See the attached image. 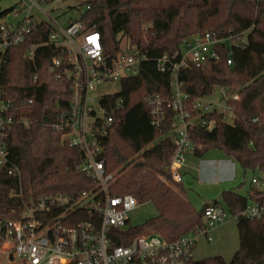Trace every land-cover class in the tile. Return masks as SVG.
<instances>
[{
    "label": "trees",
    "instance_id": "trees-1",
    "mask_svg": "<svg viewBox=\"0 0 264 264\" xmlns=\"http://www.w3.org/2000/svg\"><path fill=\"white\" fill-rule=\"evenodd\" d=\"M177 1L180 3L157 7L146 6L147 0H86L75 7V19L100 32L105 53H119L126 39L148 56L137 77L122 80L121 91L101 102L114 118L102 140L106 172L115 177L111 195H133L139 205L152 203L158 211L141 226L126 227L125 239L118 245H128L144 234L176 241L202 227L204 211L210 206L197 211L169 180L168 168L175 154L174 114L169 113L165 127L157 130L146 104L152 95L170 96L171 76L158 72L156 62L164 55L182 52L186 40L210 33L225 41L218 46V62L190 66L179 73L182 91L190 97L189 106L198 98L211 97L215 89L238 96L227 102L232 124L225 121L224 114L213 113L205 116L215 121L213 131L202 126L190 129L197 147L195 157L203 159L208 152L220 150L244 174L264 173V0ZM15 9L0 13V19ZM36 29L28 43L10 49L0 78L14 110L32 123L29 129L15 124L8 139L10 159L21 172V182L0 171V218L4 219L19 218L11 211L33 197L98 189L95 181L78 171L82 152L62 145L60 134L46 126L68 108L70 81L56 80L50 73L52 59L60 55L56 46L37 48L33 59L26 56L30 46L48 39L53 27L45 23ZM29 100L33 103L27 106ZM20 192L23 199L11 197ZM222 200L237 217L240 248L231 261L214 257L190 264H264V220L242 216L249 202L264 205V191L247 197L224 191ZM211 205L222 206L218 201Z\"/></svg>",
    "mask_w": 264,
    "mask_h": 264
},
{
    "label": "built area",
    "instance_id": "built-area-1",
    "mask_svg": "<svg viewBox=\"0 0 264 264\" xmlns=\"http://www.w3.org/2000/svg\"><path fill=\"white\" fill-rule=\"evenodd\" d=\"M28 1L29 5L22 6L21 10L15 9L13 13L28 11L30 15L10 26L0 23V78L10 49L28 43L38 26L51 25L53 30L48 39L30 46L26 56L33 59L36 49L42 46L59 48L60 55L52 59L50 73L56 76V80L70 81L71 99L68 108L46 126L60 134L62 145L82 152L83 160L77 167L78 171L95 181L98 189L76 195L38 196L24 202L22 207L11 211L19 218H0V250L7 252L9 264H15L16 260L23 264H190L198 239L205 238L211 244L215 229L226 222L228 215L222 206L207 207L202 227L176 241H166L158 234H144L128 245H118L125 239L123 231L129 223V214L139 204L133 195L113 196L110 193L115 177L106 172L102 140L108 136L114 118L101 104L104 97L98 100V111L94 108L91 92L102 84L137 77L142 64L148 61L147 54L127 41L119 53L107 54L96 26L88 28L81 20L74 19L66 27H61L51 21L44 10L51 0ZM35 9L48 19L39 20L31 15ZM224 42L215 34L195 36L183 42L186 53L164 55L156 62L158 72L171 76V94L168 98L152 95L146 104L152 125L157 130L165 127L169 113L174 114L175 154L168 175L175 185H182L187 157L197 148L190 129L202 126L213 131L215 121L205 116L224 114V105L229 109L227 102L238 100L237 95L231 96L220 90V101L212 102L207 99L209 97H201L190 107V97L182 91L179 73L190 66L218 62V46ZM228 65H232V60H228ZM36 80L37 75L34 76ZM32 103L29 100L27 106ZM121 104L118 103V107ZM17 123L26 129L32 124L14 110L13 101L0 86V171L21 182V172L10 159L7 146ZM254 190L264 191V180L254 178L249 195ZM12 196L23 199L22 192L17 195L11 193ZM242 216L264 220V205L249 202Z\"/></svg>",
    "mask_w": 264,
    "mask_h": 264
},
{
    "label": "rangeland",
    "instance_id": "rangeland-1",
    "mask_svg": "<svg viewBox=\"0 0 264 264\" xmlns=\"http://www.w3.org/2000/svg\"><path fill=\"white\" fill-rule=\"evenodd\" d=\"M84 1L86 0H51L50 4L44 6V10L51 21L58 23L61 27H66L69 21L74 20L78 16L75 7ZM178 3L180 2L177 0H147L146 6L161 7L171 4L176 5ZM29 4L28 0H0V13L7 12L12 8L21 10L22 6ZM28 15H30L28 11L11 13L7 17L1 18L0 23H5L10 26ZM31 15H34L39 20L48 19V17L44 16L36 9L32 11ZM125 44L126 39L122 41L121 47H124ZM227 46L230 48L231 43L228 42ZM183 52H187L185 47L183 48ZM120 91L121 82L106 83L98 86L94 92H91V96L94 98V108L98 111V100L100 97L115 95ZM207 99L212 102L220 101V90L215 89L212 96ZM222 112L225 115V121L228 124H232L233 115L225 105L222 108ZM213 160L217 163L215 165L214 172L216 175H213L214 177L210 173L212 171L210 162ZM220 161H223V163H230L227 167H222L223 164L221 165L219 163ZM218 163L220 164V168L218 167ZM187 166H190V168L186 169V173L184 174L183 187L181 188L179 185H176V190L183 192L185 198L197 211L202 210L205 205H211L218 201L227 211L228 215L226 222L219 225L213 232V242L211 244L208 243L205 238L198 239V243L193 251V260L202 261L209 258L222 257L226 261H231L240 248V238L237 229V219L230 213L222 200V194L224 191H233L241 196L247 197L251 191L252 180L254 178L264 180V173L249 171L244 174L241 167L235 161L227 158L220 150L208 152L205 159L197 158L194 153H191L187 157ZM198 167L202 172L201 176L200 172H196ZM218 168L220 172H218ZM211 177H213V179H211ZM157 215L158 211L152 203L138 205V207L129 214V224L127 228L141 226ZM7 258V252L0 250V264H9ZM15 264H23V262L21 260H16Z\"/></svg>",
    "mask_w": 264,
    "mask_h": 264
},
{
    "label": "crops",
    "instance_id": "crops-1",
    "mask_svg": "<svg viewBox=\"0 0 264 264\" xmlns=\"http://www.w3.org/2000/svg\"><path fill=\"white\" fill-rule=\"evenodd\" d=\"M204 159H205V158H204ZM203 161H204V160H203ZM202 163H205V162H202ZM219 163H220L221 165L223 164L222 167H227L228 164H229L230 162H229V163H228V162H224V163H223V161H220ZM219 163H218V167L220 168V164H219ZM208 164H209V163H208ZM210 164H211V168H212V171L210 172L211 175H212V176H213V175H216L215 172H214V170H215V165L217 164L216 161L213 160V161L210 162ZM199 167H200V166H199ZM199 167L196 169V172H198V173L200 172V176H201V175H202V172L200 171V168H201V167H200V168H199ZM188 168H190V166H187V165H186V167H185V168L183 169V171H182V175H183V183H182V185H180L181 187H183V184H184V174L186 173V169H188ZM219 168H218V172H220V169H219ZM218 172H217V174H218ZM213 177H214V176H213ZM213 177H211V179H213ZM218 177H219V176H218ZM219 178H220V177H219ZM217 179H218V178H217Z\"/></svg>",
    "mask_w": 264,
    "mask_h": 264
}]
</instances>
